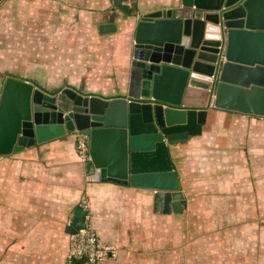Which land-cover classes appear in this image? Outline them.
<instances>
[{
	"label": "crops",
	"instance_id": "crops-1",
	"mask_svg": "<svg viewBox=\"0 0 264 264\" xmlns=\"http://www.w3.org/2000/svg\"><path fill=\"white\" fill-rule=\"evenodd\" d=\"M177 1L4 0L0 97L8 77L30 81L47 92L70 87L105 99L138 93L131 55L137 15ZM123 4L130 7L123 9ZM107 24L115 29L101 32ZM4 35L11 36L10 69L4 68ZM20 67L28 68V75L18 72ZM37 68L42 71L34 72ZM209 113L201 136L174 142L170 148L184 191V143L202 144L203 209L209 212L203 213V264H264V246H257L264 244V117L218 109ZM77 135L0 156V168L8 163L0 171V193L20 206L6 210L4 219L11 221V228L0 229V264H65L72 234L68 226L84 199L90 203L89 226L103 242L119 248L116 258L99 264H145L161 248L162 215L178 221L180 213L154 210L152 189L89 179L88 160L77 152ZM5 200L0 198V208L6 207ZM216 232L219 236L212 242ZM244 243L251 244L246 247L250 252L243 253Z\"/></svg>",
	"mask_w": 264,
	"mask_h": 264
},
{
	"label": "water",
	"instance_id": "water-1",
	"mask_svg": "<svg viewBox=\"0 0 264 264\" xmlns=\"http://www.w3.org/2000/svg\"><path fill=\"white\" fill-rule=\"evenodd\" d=\"M131 55L138 93L130 97L47 92L8 77L0 156L85 132L89 179L152 189L156 212L183 213L171 144L201 136L210 110L264 117V0H178L137 15ZM85 216L76 212L69 233L86 226Z\"/></svg>",
	"mask_w": 264,
	"mask_h": 264
},
{
	"label": "rangeland",
	"instance_id": "rangeland-1",
	"mask_svg": "<svg viewBox=\"0 0 264 264\" xmlns=\"http://www.w3.org/2000/svg\"><path fill=\"white\" fill-rule=\"evenodd\" d=\"M10 35H4V39H8V42L3 46V59L5 61L4 68L10 69V52L7 50L11 47ZM24 55H27L23 53ZM4 69V72L6 71ZM28 68H19L18 72L22 74H27ZM41 68H37L34 72H41ZM200 142V141H199ZM198 142V143H199ZM190 142L184 143L185 145V154L184 157L186 162L188 163V182L184 184V191L186 192V199L189 200L187 209L183 216L178 217V221H174L169 215H162V238L163 242L161 248L158 250V254L154 257L150 256L146 258L143 262H147V264H203V236H204V228H203V213H209L208 211L204 212L203 209V155H202V144ZM13 155V154H12ZM14 156L10 157V160H13ZM8 164V163H7ZM7 164L0 168L1 170H6ZM31 173V170H25L24 173ZM186 185L188 187L186 188ZM1 187V186H0ZM7 195L5 192L0 193V198L3 201L6 199ZM217 199V198H216ZM6 201V200H5ZM3 207L0 208V226L1 230L9 232L11 228V221L4 219L7 215L6 210H20V206L17 201H6ZM207 206V204L205 205ZM3 207V208H2ZM181 214V213H180ZM218 217V211H216ZM244 224V223H243ZM237 229H233L236 231ZM223 234H227V231H224ZM214 238H210L212 242H214L219 234L216 232ZM244 241V240H243ZM257 246L260 248L264 246L263 241H260ZM216 243H214L215 245ZM251 244L244 243V248L250 246ZM217 251L218 245L214 247ZM214 249L212 250V252ZM250 252V248L244 249ZM250 260H248L249 262ZM217 264H225V260H216ZM245 261H243L244 263ZM261 262V261H260ZM232 264L233 261H231ZM229 264V263H226Z\"/></svg>",
	"mask_w": 264,
	"mask_h": 264
},
{
	"label": "built area",
	"instance_id": "built-area-1",
	"mask_svg": "<svg viewBox=\"0 0 264 264\" xmlns=\"http://www.w3.org/2000/svg\"><path fill=\"white\" fill-rule=\"evenodd\" d=\"M133 0H126L130 4ZM89 135L85 132H78L77 152L84 160L90 159L89 154ZM81 207L86 211V226L71 234L65 264H77L78 262H88L89 264H99L108 259L118 256L119 248L113 243L103 242L95 229L88 224V212L90 203L84 199Z\"/></svg>",
	"mask_w": 264,
	"mask_h": 264
},
{
	"label": "trees",
	"instance_id": "trees-1",
	"mask_svg": "<svg viewBox=\"0 0 264 264\" xmlns=\"http://www.w3.org/2000/svg\"><path fill=\"white\" fill-rule=\"evenodd\" d=\"M181 215H184V214H180V216H181ZM180 216H179V217H180Z\"/></svg>",
	"mask_w": 264,
	"mask_h": 264
},
{
	"label": "clouds",
	"instance_id": "clouds-1",
	"mask_svg": "<svg viewBox=\"0 0 264 264\" xmlns=\"http://www.w3.org/2000/svg\"><path fill=\"white\" fill-rule=\"evenodd\" d=\"M78 133V132H77Z\"/></svg>",
	"mask_w": 264,
	"mask_h": 264
}]
</instances>
